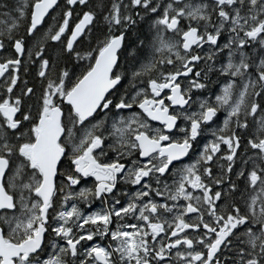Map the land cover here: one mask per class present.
Masks as SVG:
<instances>
[{
	"label": "snow or ice",
	"instance_id": "snow-or-ice-1",
	"mask_svg": "<svg viewBox=\"0 0 264 264\" xmlns=\"http://www.w3.org/2000/svg\"><path fill=\"white\" fill-rule=\"evenodd\" d=\"M0 264H264V0H0Z\"/></svg>",
	"mask_w": 264,
	"mask_h": 264
}]
</instances>
